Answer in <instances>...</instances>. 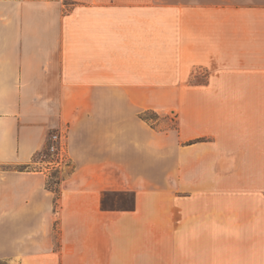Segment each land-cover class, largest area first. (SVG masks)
I'll return each mask as SVG.
<instances>
[{
    "label": "crops",
    "instance_id": "0c3cea01",
    "mask_svg": "<svg viewBox=\"0 0 264 264\" xmlns=\"http://www.w3.org/2000/svg\"><path fill=\"white\" fill-rule=\"evenodd\" d=\"M0 261L264 264V0H0Z\"/></svg>",
    "mask_w": 264,
    "mask_h": 264
},
{
    "label": "built area",
    "instance_id": "2783aa9c",
    "mask_svg": "<svg viewBox=\"0 0 264 264\" xmlns=\"http://www.w3.org/2000/svg\"><path fill=\"white\" fill-rule=\"evenodd\" d=\"M45 150L48 156L47 164L53 169H59L67 165L64 150L63 135L60 131L49 132Z\"/></svg>",
    "mask_w": 264,
    "mask_h": 264
},
{
    "label": "rangeland",
    "instance_id": "374dc122",
    "mask_svg": "<svg viewBox=\"0 0 264 264\" xmlns=\"http://www.w3.org/2000/svg\"><path fill=\"white\" fill-rule=\"evenodd\" d=\"M151 115H153V114L151 113ZM173 121H174L173 117H172V121L167 120V125L168 124L173 125ZM56 172H58V169H55L53 171V174L55 175ZM109 198L117 201L114 203L116 206H129L131 204V197L130 196H121L119 194L117 195V194L113 193V194L109 195Z\"/></svg>",
    "mask_w": 264,
    "mask_h": 264
},
{
    "label": "trees",
    "instance_id": "16d2710c",
    "mask_svg": "<svg viewBox=\"0 0 264 264\" xmlns=\"http://www.w3.org/2000/svg\"><path fill=\"white\" fill-rule=\"evenodd\" d=\"M49 185H50V184H49ZM106 196H107V194H104V195H103V205H106V200H107ZM0 264H6V263L0 261Z\"/></svg>",
    "mask_w": 264,
    "mask_h": 264
}]
</instances>
